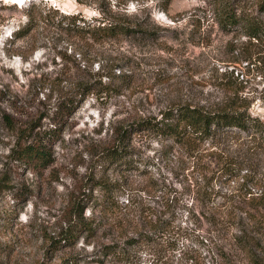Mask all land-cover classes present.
Wrapping results in <instances>:
<instances>
[{"label":"rangeland","instance_id":"rangeland-1","mask_svg":"<svg viewBox=\"0 0 264 264\" xmlns=\"http://www.w3.org/2000/svg\"><path fill=\"white\" fill-rule=\"evenodd\" d=\"M245 3L264 22L256 0ZM216 8L0 0V264H247L234 236L264 214L246 201L264 194L259 139L234 130L191 150L136 126L185 104L246 108L264 121V36L222 29ZM111 21L134 32L91 31ZM79 84L87 93L71 113L59 110ZM119 139L128 154L112 163L106 150ZM37 140L48 164L15 158L18 144ZM221 204L236 216L226 229L207 221ZM80 208L93 230L64 240ZM253 233L264 264V225Z\"/></svg>","mask_w":264,"mask_h":264},{"label":"trees","instance_id":"trees-1","mask_svg":"<svg viewBox=\"0 0 264 264\" xmlns=\"http://www.w3.org/2000/svg\"><path fill=\"white\" fill-rule=\"evenodd\" d=\"M216 8L217 21L220 27L224 30H228L233 26H242L245 29V34L251 37H263L264 36V22L257 16L253 15L245 7V0H213ZM256 3L261 11H264V0H256ZM72 18V17H70ZM68 25H74L78 31H85L90 29L88 26H78L75 19L69 20ZM76 25V26H75ZM93 33L102 34V36H115L118 34L133 33L134 28L120 21H111L103 26H98L96 29L91 30ZM87 89L84 85H77L75 90L63 97L57 104L59 110L64 113H71L78 104L79 99L87 93ZM7 123L12 126V118L8 114L3 115ZM138 129L148 130L157 135L167 136L173 138L177 143L185 144L186 148L194 149L196 146L206 140L214 141L217 137L222 136L230 131H243L248 133L252 131L251 137H257L264 147V121L259 119L248 112L246 108H223L209 110L203 107L193 105H180L175 108H171L164 112L162 118L148 117L139 120L136 123ZM125 132V130H123ZM123 133H121L122 137ZM15 158L23 163H27L32 166L41 164L42 166L49 163V154L44 147L42 141L37 140L35 142L26 143L24 145L18 144L14 149ZM127 147L124 145L123 140L119 139L118 144L110 147L106 150V158L108 161L114 163L127 156ZM229 169L232 170V164L236 162H227ZM238 166H242L240 162ZM105 182H101L103 185ZM107 190V189H106ZM245 199V198H244ZM255 199V200H254ZM251 200L250 205L257 209L264 210V194L259 197L247 198ZM254 200V201H253ZM220 207H228L226 210L215 212L211 218L207 217V221L211 224H217L220 227L226 229V226L234 225L236 216L230 210L231 204H221ZM78 207V204H76ZM224 213L221 219L218 216ZM78 216L73 225H69L67 231H65V237L67 240L76 239L81 230L86 229L92 232V222L85 220L82 217V208L77 212ZM215 214H219L216 216ZM218 218V219H217ZM237 225V224H235ZM261 225H264V214L260 221L255 222V230L245 229L242 235L234 236V244L245 254L247 264H261L256 253V250L260 248V239L254 237V231H259ZM242 227V226H241ZM220 256L225 260H228L227 254L221 250Z\"/></svg>","mask_w":264,"mask_h":264},{"label":"bare ground","instance_id":"bare-ground-1","mask_svg":"<svg viewBox=\"0 0 264 264\" xmlns=\"http://www.w3.org/2000/svg\"><path fill=\"white\" fill-rule=\"evenodd\" d=\"M16 1V3H21V2H19V0H15Z\"/></svg>","mask_w":264,"mask_h":264},{"label":"clouds","instance_id":"clouds-1","mask_svg":"<svg viewBox=\"0 0 264 264\" xmlns=\"http://www.w3.org/2000/svg\"><path fill=\"white\" fill-rule=\"evenodd\" d=\"M19 2L23 3V0H19Z\"/></svg>","mask_w":264,"mask_h":264}]
</instances>
